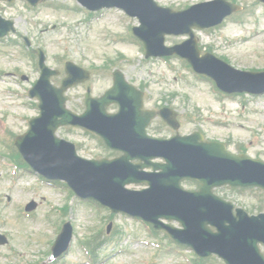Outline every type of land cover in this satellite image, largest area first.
<instances>
[{
  "label": "rangeland",
  "instance_id": "374dc122",
  "mask_svg": "<svg viewBox=\"0 0 264 264\" xmlns=\"http://www.w3.org/2000/svg\"><path fill=\"white\" fill-rule=\"evenodd\" d=\"M200 1L203 0H158L160 4L174 8ZM237 1L247 9L242 15L243 21L229 18L213 30H201L198 32L199 40L202 46H212L218 56L229 58L237 67L264 68V4L256 0ZM50 2L60 3L61 8L53 9L46 4L39 8L27 7L23 0H16L11 4L0 2V14L14 18L17 30L0 43V151L5 146L2 141L9 143L12 133L28 131L29 120L39 114L37 99H30L29 96L15 98L13 94L10 97L6 91L8 86L20 89L24 94L38 78L37 69L20 48L9 46L11 41L24 43L22 38H29L45 48L48 64L54 68L60 65L55 60L58 55L96 67L114 60L116 63L113 68L120 67L137 84H148V89L156 97L176 94L173 103L181 112L192 116L184 119L185 132L201 128L209 138L227 142L233 151H238L237 144L241 142L249 154L264 158V96L240 95L236 100L221 98L210 82L198 78L183 61L173 58L169 64L159 58L145 60L141 49L129 40L114 42L116 35L124 36L127 33L129 25L138 24L137 19L128 17L121 10H108L88 24L82 22L86 14L75 10L78 6L76 0ZM178 37L180 40L185 38ZM167 42L171 43L170 38ZM118 52H122L124 57L118 58ZM12 75H22L25 82L21 87L12 79ZM94 81L96 95L112 82L108 74L102 72ZM77 98L72 95V105ZM58 134L79 142V153L82 156L93 158L107 153L102 143L79 129L70 132L61 128ZM14 169L12 163L0 155V231L10 239L9 245H0V264H37L51 255L52 243L56 237L54 224L59 217L55 209H52V204H69L71 218L66 216L65 219L73 224L74 240L69 250L68 263L86 264L89 257L80 242L91 233L95 234L107 227L110 211L107 208L99 210L78 197H70L65 201L63 191L40 184L31 172L15 179ZM184 186L191 189L197 187L191 182H184ZM222 191L224 190H216L220 195ZM227 195L226 199L237 206L245 205L250 212L259 213L257 206L263 205L264 208L263 190L248 188L243 194L228 191ZM253 195H258L261 200ZM33 199L38 208L32 212L33 217L25 218L19 210ZM50 217L55 219L54 224ZM112 222V231H117L119 241L110 246L104 244L102 251L97 254L98 258L105 259L99 260L101 264H187L184 257L169 248L158 249L146 225L139 220L117 214ZM159 235L170 241L164 231H159ZM48 236L52 238V243L46 241ZM182 248L187 252L191 250L185 246ZM261 248L264 253V246ZM14 249L18 254H14ZM210 259L204 264L224 263L217 256ZM148 260L150 263H147Z\"/></svg>",
  "mask_w": 264,
  "mask_h": 264
},
{
  "label": "water",
  "instance_id": "95a60500",
  "mask_svg": "<svg viewBox=\"0 0 264 264\" xmlns=\"http://www.w3.org/2000/svg\"><path fill=\"white\" fill-rule=\"evenodd\" d=\"M30 153L32 154L33 158H35L36 160H40V157L34 147H30ZM93 167H94L93 169L88 170V169L80 168L78 166H73V172L77 176L78 182H84V184H88L91 188H93L91 190V193L106 199L111 205H113L117 209H124L132 213L142 212L141 208L135 205V203L143 202L145 198L136 197L134 198V200H132L124 196L123 192L121 191V188L119 187L120 185L124 184V182H119L118 180L119 174L113 173L112 170L111 171L106 170L105 172L100 173L96 170V167L94 165ZM97 175L100 176V178H98L97 180L98 181L97 184L100 185L98 188L94 186V177ZM129 180H132V178H129ZM165 197L166 196H163L159 200H165ZM187 202L189 204H192L190 199H187ZM144 203H146V201ZM206 220L208 219L200 216V223L204 231H206L205 229ZM226 249H233V248L227 247ZM248 255L250 256L251 259L254 260V258L250 254ZM248 255L242 254V256L240 257L246 262L250 263V258Z\"/></svg>",
  "mask_w": 264,
  "mask_h": 264
}]
</instances>
